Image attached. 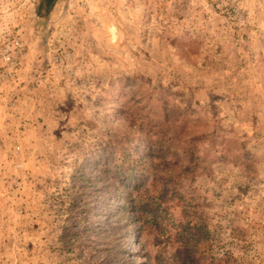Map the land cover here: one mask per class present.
<instances>
[{
    "label": "rangeland",
    "instance_id": "obj_1",
    "mask_svg": "<svg viewBox=\"0 0 264 264\" xmlns=\"http://www.w3.org/2000/svg\"><path fill=\"white\" fill-rule=\"evenodd\" d=\"M159 144L169 194L136 230L108 169ZM188 146L205 166L180 167ZM183 244L264 264V0H0V264H177Z\"/></svg>",
    "mask_w": 264,
    "mask_h": 264
},
{
    "label": "trees",
    "instance_id": "obj_2",
    "mask_svg": "<svg viewBox=\"0 0 264 264\" xmlns=\"http://www.w3.org/2000/svg\"><path fill=\"white\" fill-rule=\"evenodd\" d=\"M56 0H40V7L44 8V10L49 11ZM149 151L144 152L141 161L138 163L140 168L135 165L133 161H129L130 163L127 164L126 170L121 169H108L111 176L109 179L111 181L117 182L119 181L122 183L120 186L122 193L120 192L121 196V207L119 214L126 215V222L124 223L125 226H129L132 222L137 225L136 230H142L144 226V222H154V225H157L156 220L157 217L161 213V205L165 203L164 198L168 197V184L164 182L163 184L158 183V180H161V175L157 172L159 170L158 167L153 169V173H149L146 168L152 162H154L156 154L158 151L162 154L163 146L161 144L156 145L155 148L150 146ZM219 151H213L210 155L211 160H217L219 158L224 159L226 156V152L224 147H220ZM157 151V153H156ZM165 152H170L169 150ZM150 154V155H149ZM183 157L180 159V167L186 166V170H189L191 167L196 168L197 165L200 164L205 166L207 163V156L200 154V149L193 146L186 147V150L182 152ZM130 160L132 159L133 154H127ZM164 155V154H163ZM177 157V156H175ZM150 159V160H149ZM147 160H149V164H147ZM164 157L160 159V161H164ZM171 161H178L176 160H169ZM183 163V164H182ZM153 164V163H152ZM165 164V163H164ZM167 164V163H166ZM154 165V164H153ZM152 168L154 166L151 165ZM143 168V170H142ZM145 168V169H144ZM159 174V177H158ZM120 191V189H119ZM176 197V196H174ZM173 197V199H174ZM176 199V198H175ZM174 199V200H175ZM196 228V227H195ZM190 231V230H189ZM194 235L190 236V238H197L199 235V229H197ZM189 236V234H188ZM183 240H187V238L182 237ZM188 245V243H187ZM187 245H181L178 247L174 252V259L177 261V264H195V256L197 255L195 251L189 250ZM218 264H226L227 261L225 259H221ZM196 264H201V261H196Z\"/></svg>",
    "mask_w": 264,
    "mask_h": 264
}]
</instances>
